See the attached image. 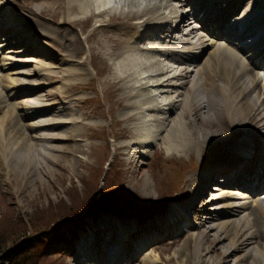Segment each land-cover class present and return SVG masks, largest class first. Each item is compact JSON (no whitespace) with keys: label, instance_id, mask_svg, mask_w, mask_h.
Returning a JSON list of instances; mask_svg holds the SVG:
<instances>
[{"label":"bare ground","instance_id":"bare-ground-1","mask_svg":"<svg viewBox=\"0 0 264 264\" xmlns=\"http://www.w3.org/2000/svg\"><path fill=\"white\" fill-rule=\"evenodd\" d=\"M32 1L37 0L0 2L4 11L0 14V30L12 27L25 35L26 42L33 43L41 33L30 22L37 25L38 14L57 17L59 8L63 9V21L75 13L72 23L79 25L81 31L92 26L86 36L89 55L101 65L109 64L106 70L110 78L108 82L104 80L106 90L119 92L117 104L125 109L120 119L131 120L135 127L127 128L124 135L134 139L118 145L121 153L135 147L134 153L145 155L142 147L152 145V139L139 129L154 126L152 131L160 143L157 151L164 152L166 158L190 155L194 150L212 155L200 171L192 170L187 177L184 203L160 217V226L156 221L148 223L149 228L158 227L162 233L167 222L187 220L188 210L201 194L210 196L206 204L214 202L212 207H206L200 222L188 221L194 232L180 230L171 241L177 242L178 248L170 260L179 264H264V197L249 198L235 190L225 191L221 185L208 186L221 172L218 183L235 185L252 195L264 188V0H176L181 10L173 4L175 0H54L38 7L32 6ZM13 5L33 17L20 18ZM116 20L118 25L109 27ZM199 28L215 38H208L213 51L203 61L206 44ZM70 32L62 33V40H70L72 53L78 55L82 52L79 38ZM83 71L84 67L58 71L60 89L65 95L88 85L95 90L91 81L73 83L66 79ZM17 73L41 76L34 68ZM12 80L17 84L10 82L5 91H14V96L28 94L26 97L35 101L24 103L20 109L10 104L11 111L0 118V180L18 182V177H22L25 189L31 177L35 180V176L60 167L55 154L80 161L79 147L70 145L76 142L74 137L80 135V130L75 118L70 117L71 99L55 95L51 103L37 102L42 95L36 96V91L50 85L52 76L42 85L30 78L25 82L19 77ZM159 96L163 98L159 100ZM59 104L62 107L51 118L24 125L23 119L33 115L41 118ZM69 124L72 126L52 132ZM12 126L18 127L25 150L32 148V143H26L32 129L50 131L32 136L47 143L41 144L43 148L36 154L24 151L21 144L11 151ZM24 128L26 132L22 131ZM57 142L64 146L59 148ZM149 185L142 178V188L147 190ZM116 223L108 214L99 218L93 231L106 228L109 242L116 248L102 247L101 256L89 263L112 264L102 257L117 256V264H155L149 258L148 246L140 247L142 241L123 238V234L133 230V224L118 227ZM74 260H78L76 254Z\"/></svg>","mask_w":264,"mask_h":264},{"label":"rangeland","instance_id":"rangeland-1","mask_svg":"<svg viewBox=\"0 0 264 264\" xmlns=\"http://www.w3.org/2000/svg\"><path fill=\"white\" fill-rule=\"evenodd\" d=\"M5 1L0 0V2ZM53 1L37 0L30 4L38 7ZM176 2V0L173 1V4L181 10L182 7ZM13 6H16L14 9L20 18L30 19L33 17L27 11L19 8L18 5ZM240 6L231 14L235 15ZM58 11L57 17L38 14L39 23L37 25L30 22V25L38 27L41 33L34 39L33 43L26 42L25 35L16 32L12 27L0 30V118L5 112L11 111L10 104H15L20 109L24 103L35 101L31 97H26L28 94L14 96V91H5V86L10 84L14 77H19L24 82L30 78L33 83L42 85L45 82L48 83V77L52 76L53 80L50 81V85L41 87L36 91V96L37 94L42 95L38 97L37 102L51 103L54 101L53 96L55 95L59 97L64 95L63 99H71L70 117L75 118L80 135L74 137L76 142H71L70 145L74 148L79 147L77 157L80 161L74 160L73 157L62 158L61 155L55 154L59 158L60 167H53L52 173L41 174L38 178L35 176V180L31 177L25 189L22 188L24 185L22 177H18V182L0 180V239L8 238V236L13 237L14 231H16L15 220L22 219L26 225L24 228L23 224H20L21 232L23 234L25 231L26 237L22 235L17 243H0V246L5 245L0 250V264H11L13 259L22 257L27 253L41 264H90L89 261L92 258L97 255L101 256L99 251L102 247L116 248L115 244H110L113 242H109L110 234L106 228L102 229L101 232L93 231L99 218L104 214H108L114 222H117L118 227L124 224H131L132 227L133 224V230L130 229L127 231L128 234H123V238L136 242L142 241L140 247L148 246L147 252L151 251L149 258L155 260V264H179L178 261L174 263L170 260L178 248L177 242L172 243L171 241L176 238L180 230L186 229L194 232L188 221L200 222L202 220L203 214L208 210L206 207L215 205L214 202L206 204L205 200L210 196L205 198V195L201 194L195 198L193 207L188 210L187 220L183 219L184 222H167L168 227L162 233L158 227L156 229L149 228L148 223L156 221L160 226L161 221H158L160 217H165V213L171 208H175L179 203H184L187 177L192 170L200 171L212 159V155L208 156L210 154H207L208 151L201 154L194 150L190 155L183 154L181 157L166 158L164 152L157 151L160 143L157 139L158 135L152 131L154 126L143 131L139 129L146 138L152 139V145L142 147L145 155L140 156V152L134 153L133 148L135 147L121 153L118 145L134 139L124 135L127 128L135 129V127H133L131 120L120 119L125 109L117 104L116 98L119 92L113 94L111 90H106L104 80L108 82L110 78L109 64L105 62L104 65H101L89 55L88 45L90 42L86 41V36L93 29L92 26L81 31L79 25L74 26L72 23V19L76 16L75 13H71L70 20L63 21V9L59 8ZM3 13V8L0 7V14ZM103 17L106 19L108 13ZM57 25L62 27V31L57 28ZM117 25L118 21L116 20L109 27H116ZM199 29L198 32L203 35L206 44V51L201 57V61H203L207 54L213 51V45L210 46L209 42L210 39L215 38L210 36L206 30ZM68 30H71V34L73 32L77 34L79 38L82 52L78 55L72 53L70 40L65 42L62 40V33ZM176 33L180 35V32ZM4 56H9V58ZM72 67H84V71L66 79L73 83L91 81L95 90L89 88L88 85V87L73 90L65 95L60 89L61 78L58 71L61 68ZM32 68L41 73V76H25L17 73ZM13 84L16 85V81H13ZM171 93L174 95L173 92ZM162 98V96L158 97L159 100ZM61 107V104L55 106L54 110H49L40 115L41 118L33 115L23 119V123L26 126L31 123L36 124L43 118H51V114ZM69 126L72 125L61 126L52 132L56 133ZM17 130L18 127L16 126L9 128V131L14 134L11 151L21 144L24 151L30 152L28 150H31L33 154H36L38 149L43 148L41 144L47 142L34 140L32 136L39 135L41 132H50L45 129H32L30 131L31 137L26 140V143H32V148L25 150V143H22L21 135L17 133ZM22 131L26 132L25 128ZM67 133L64 132V134ZM55 145L59 148L64 146L60 142L55 143ZM8 150L10 151V149ZM222 175L221 172H218L214 178ZM142 178L150 184L147 190L142 188ZM73 184L78 186L80 193H83L90 202L78 217H84L85 213H90L81 220L74 216L71 218L74 219L70 222L71 224L62 225V222L55 221L51 226H60L54 232L53 229L50 232L44 231L35 234V230L29 226V216L34 213V216L41 217V210L47 207L50 202H59L60 199L68 201L67 196L72 194L71 185ZM214 184H216L214 179L209 181V188ZM222 186H224L223 190L225 191L232 192L235 190L247 194L249 198L259 197L256 195L264 193V188L252 195L235 185ZM119 189L122 193L119 192ZM212 191L215 192V190ZM238 195L242 196L241 194ZM103 197L114 198V208L101 207L104 205L98 203V200L103 203ZM204 201L205 203H203ZM35 224L38 227L37 222ZM28 238L32 240L28 241ZM152 247L154 248L152 249ZM74 254L78 257L77 261L74 260ZM102 258L112 264H117L119 261L117 256H114L113 259L106 256ZM27 263L22 262L21 264Z\"/></svg>","mask_w":264,"mask_h":264},{"label":"trees","instance_id":"trees-1","mask_svg":"<svg viewBox=\"0 0 264 264\" xmlns=\"http://www.w3.org/2000/svg\"><path fill=\"white\" fill-rule=\"evenodd\" d=\"M71 188H72V194H69L67 196L68 201H66V200L63 201L62 199H60V201L55 203V204L50 202V204L47 207H45L44 209L41 210V215H42L41 217L34 216V213L29 216L28 223H30L29 226L31 227V229L35 230V232H34L35 234L36 233L39 234L38 232L41 233L44 231L50 232L53 229H54L53 230V232H54L60 226V225L51 226L52 223H54L55 221L62 222L61 223L62 225L71 224L70 222L74 220L71 218H73L74 216L78 217V215H80L85 210V208L88 207V205L90 204V202L88 201L89 199H87V197L83 193H80L78 186L73 184V185H71ZM120 189H119V192L122 193V191H120ZM75 196H76V199H75ZM114 201H115L114 198L103 197V203H101L99 200H98V203H100L101 205H104L101 207L110 209V208H114V206H115V204H113ZM89 213L90 212L85 213V215H88ZM70 216H72V217H70ZM67 218H69V219H67ZM82 218H84V217L80 216L79 220H81ZM17 220H19L20 223ZM17 220H15L16 231H14L13 237L8 236L9 239L7 237H4V238L0 239V243H17L18 242L17 240L22 235L24 237H26L25 231L22 234L21 227H20V224H23V227L25 228V226H26L25 223L23 222L22 219H17ZM34 220H36V221H34ZM66 220H68V221H66ZM36 222L38 224V227L35 224ZM28 239H29L28 241L32 240L30 238H28ZM24 242H25V240H24ZM4 246L1 245L0 250ZM23 251H24V249H23ZM36 260L37 259L32 257V255H29V253H27L26 255H24L22 257H19L17 259H13L11 264H21L22 262H28L27 264H41L40 262H38Z\"/></svg>","mask_w":264,"mask_h":264},{"label":"snow or ice","instance_id":"snow-or-ice-1","mask_svg":"<svg viewBox=\"0 0 264 264\" xmlns=\"http://www.w3.org/2000/svg\"><path fill=\"white\" fill-rule=\"evenodd\" d=\"M98 3L104 2V0H97Z\"/></svg>","mask_w":264,"mask_h":264}]
</instances>
